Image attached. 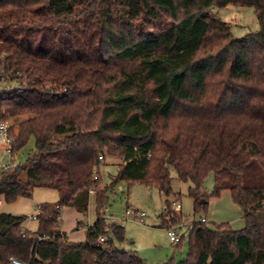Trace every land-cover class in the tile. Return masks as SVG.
<instances>
[{"label": "trees", "instance_id": "obj_1", "mask_svg": "<svg viewBox=\"0 0 264 264\" xmlns=\"http://www.w3.org/2000/svg\"><path fill=\"white\" fill-rule=\"evenodd\" d=\"M227 5L254 8L260 30L234 39L211 15ZM3 77L25 85L0 96L14 152L35 149L0 178V198L46 188L59 200L40 204L34 232L26 215L0 213V264H148L117 246L126 230L107 223L108 194L123 182L171 196L172 168L196 213L229 191L245 221L193 223L179 264H264V0H0ZM100 156L119 160L110 185ZM92 197L96 220L71 241L62 211L86 215Z\"/></svg>", "mask_w": 264, "mask_h": 264}, {"label": "rangeland", "instance_id": "obj_2", "mask_svg": "<svg viewBox=\"0 0 264 264\" xmlns=\"http://www.w3.org/2000/svg\"><path fill=\"white\" fill-rule=\"evenodd\" d=\"M211 15L229 24L233 37L237 40L260 30L254 8L235 5L214 7L211 10ZM34 149L35 141L32 139L29 145L17 154V164L23 165L32 155ZM118 163L119 160L106 157V164H101L99 169L104 184L110 185L113 182L119 171ZM171 177L173 191L171 196H167L157 188L140 183L128 186L123 182L112 187L108 194L109 200L105 214L115 218L116 224L123 225L126 230V240L123 243L117 242V246L136 252L148 264H161L169 260L179 264L186 260L193 223H199L203 218L207 220V225L210 228L221 223H229L236 231L245 228L243 211L234 203L229 191H224L218 198L211 197L206 207L196 213L194 199L189 195L191 183L181 181L173 168ZM214 187L215 178L211 174L205 181L202 190L210 195ZM55 194L54 190L40 189L33 194L31 199L20 198L15 203H5L3 210L34 213L40 201L53 199ZM167 201L173 208L170 207L168 213L166 211ZM174 202L181 204V211L174 210ZM127 208L146 213L145 222L139 223L132 217L126 219ZM95 220V200L92 197L89 212L83 218V229L86 231L87 226L92 225ZM164 220L168 228L178 225L177 230L183 237L180 246L170 241L168 228L163 224ZM63 225L65 228L71 227L73 218L65 217ZM32 227H35V222Z\"/></svg>", "mask_w": 264, "mask_h": 264}, {"label": "built area", "instance_id": "obj_3", "mask_svg": "<svg viewBox=\"0 0 264 264\" xmlns=\"http://www.w3.org/2000/svg\"><path fill=\"white\" fill-rule=\"evenodd\" d=\"M25 89V85L22 83L12 80L10 78L3 77L0 79V96L3 94L13 93V92H23ZM18 138V129L14 128V123L10 120V115L7 113V111L2 107V104L0 102V178L10 172L11 170L15 169L19 165L17 164L18 155L14 152L13 145L16 142ZM100 161L103 164L104 158L103 156H100ZM99 177L97 171L95 175V180H97ZM92 191V195H93ZM3 197L0 198V205L2 204ZM173 207L175 211H181V204L174 202ZM172 208V207H171ZM173 209V208H172ZM167 213L169 211V208L167 207ZM41 214V207L40 205L36 206V210L34 213H31L27 215V220L25 222H35L39 221V216ZM126 219L132 217L133 219L137 220L139 223L145 222L146 213L138 212L137 210H133L131 208H127L125 213ZM105 219L107 220V223H116L115 218L106 215ZM204 223H207L206 219L201 220ZM178 226V225H177ZM177 226H172L168 229V235L170 238V241L173 244H177L180 239L181 235L177 230ZM179 226H181L179 224ZM104 239H101L100 242H103ZM11 264H31L28 262L21 261L16 258H11Z\"/></svg>", "mask_w": 264, "mask_h": 264}, {"label": "crops", "instance_id": "obj_4", "mask_svg": "<svg viewBox=\"0 0 264 264\" xmlns=\"http://www.w3.org/2000/svg\"><path fill=\"white\" fill-rule=\"evenodd\" d=\"M40 189H45V190H52L53 189H46V188H37L35 189L34 193ZM56 192L55 196L53 199H46L45 201H40L37 205H40L42 203H56L59 200V194L56 190H54ZM54 195V194H53ZM5 200L3 199L2 204L0 205V213H7V214H11V215H29L31 214L30 212H14V211H4L3 210V206L5 205ZM69 216V218H73V225L71 227H64V221H65V217L67 218ZM85 215L78 213L74 208H64L62 211V217H61V230L63 232H66L68 234V237L71 241L74 242H79V241H83L85 239V230L82 228H80L79 230H77V224L78 222H83V218ZM34 222H24L23 227L24 229L30 230V231H36L38 229V225H39V221H35V227H32V224ZM168 228V227H166ZM170 228V227H169ZM168 228V229H169ZM132 251V250H131ZM146 261V260H145Z\"/></svg>", "mask_w": 264, "mask_h": 264}, {"label": "water", "instance_id": "obj_5", "mask_svg": "<svg viewBox=\"0 0 264 264\" xmlns=\"http://www.w3.org/2000/svg\"><path fill=\"white\" fill-rule=\"evenodd\" d=\"M203 203H204V201H203Z\"/></svg>", "mask_w": 264, "mask_h": 264}]
</instances>
